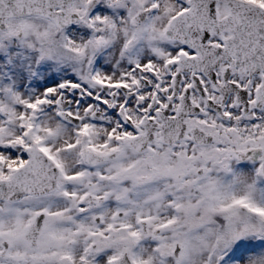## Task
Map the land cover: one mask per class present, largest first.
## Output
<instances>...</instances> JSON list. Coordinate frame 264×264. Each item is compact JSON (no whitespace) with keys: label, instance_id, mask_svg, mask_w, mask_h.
I'll return each instance as SVG.
<instances>
[{"label":"snow or ice","instance_id":"6c2138e0","mask_svg":"<svg viewBox=\"0 0 264 264\" xmlns=\"http://www.w3.org/2000/svg\"><path fill=\"white\" fill-rule=\"evenodd\" d=\"M0 264H264V0H0Z\"/></svg>","mask_w":264,"mask_h":264}]
</instances>
